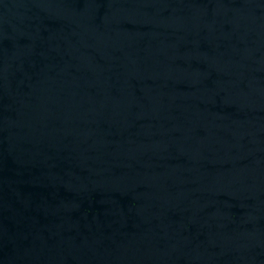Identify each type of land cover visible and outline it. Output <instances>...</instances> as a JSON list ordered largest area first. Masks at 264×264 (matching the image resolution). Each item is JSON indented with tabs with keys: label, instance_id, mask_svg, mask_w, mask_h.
Segmentation results:
<instances>
[{
	"label": "water",
	"instance_id": "obj_1",
	"mask_svg": "<svg viewBox=\"0 0 264 264\" xmlns=\"http://www.w3.org/2000/svg\"><path fill=\"white\" fill-rule=\"evenodd\" d=\"M0 264H264V0H0Z\"/></svg>",
	"mask_w": 264,
	"mask_h": 264
}]
</instances>
